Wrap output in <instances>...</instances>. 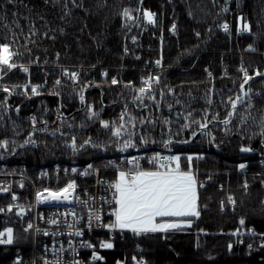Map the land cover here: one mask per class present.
Masks as SVG:
<instances>
[{
  "label": "trees",
  "instance_id": "trees-1",
  "mask_svg": "<svg viewBox=\"0 0 264 264\" xmlns=\"http://www.w3.org/2000/svg\"><path fill=\"white\" fill-rule=\"evenodd\" d=\"M125 9L137 23L129 24ZM146 11L155 13L154 26ZM0 17V44H9L18 53L13 62L29 69L0 72V141L9 142L0 148L1 161L31 174L83 166L100 157L99 150L80 147L88 139L104 141L112 156L124 141L139 145L147 138L152 150L180 155L182 168L188 165L185 157H203L191 165L204 185L198 188L201 215L192 218V226L139 240L117 237L102 264H132L135 256L146 264H264V246L257 237L264 235V139L253 123L264 118V75L256 76L264 73V0H0ZM241 17L251 32L240 30ZM160 59L155 99L136 100L146 70ZM241 68L254 77L244 86V91L251 89L250 98L238 105L226 130L220 121L231 111L227 99L243 94ZM113 78L119 83L112 85ZM33 86H39V95L32 94ZM90 104L97 117L91 116ZM119 113L125 120L116 137L100 123ZM188 113L192 115L185 119ZM62 115L63 122L52 119ZM205 116L207 128L192 123H203ZM184 124L191 127L184 129ZM29 137L35 144H25ZM169 138L173 143L166 148L162 142ZM183 140L190 142L179 143ZM242 147L253 151L241 152ZM241 163H247L245 171L239 169ZM14 192L19 204L28 206L29 186ZM229 196L236 207L229 206ZM11 200L10 194L0 196V208L13 205ZM25 218L15 208L0 212V231L12 228L15 238L11 245H0V264H13L16 255L28 253ZM136 243L142 245L141 253Z\"/></svg>",
  "mask_w": 264,
  "mask_h": 264
},
{
  "label": "snow or ice",
  "instance_id": "snow-or-ice-1",
  "mask_svg": "<svg viewBox=\"0 0 264 264\" xmlns=\"http://www.w3.org/2000/svg\"><path fill=\"white\" fill-rule=\"evenodd\" d=\"M12 0H9L11 3ZM55 3H59V0H54ZM75 2V0H73ZM227 11V9H224ZM123 15L125 17L131 18V13L128 9L124 10ZM150 24H155V13L150 11H146L144 13ZM2 19V17H0ZM241 25L240 30L242 32H251V25L244 21V18L241 17ZM224 32H229L230 28L227 23L221 25ZM176 26H172V31L175 32ZM199 36V33H196ZM251 51H255L256 49L251 48ZM18 55L17 52L12 51L11 46L7 43L0 44V72L7 73L17 67H21L22 70L27 73L29 69L23 65H17L13 62L14 56ZM158 66L161 65V61L157 60L155 62ZM240 71L243 73V83L240 85L242 90V95H237L235 99L231 96L227 99V104L230 105L231 111L227 112V118L220 121L223 125L227 126L232 124V118L237 115V107L239 104L244 102L245 98H250L251 89L244 91V86L248 84L250 80L254 77L250 76L246 69L241 68ZM65 74H68L67 72ZM77 73H71V78L76 79ZM104 76H107V72L103 73ZM211 75V73H209ZM264 75L259 71L256 72V76ZM155 82L157 84L160 83V78L158 76L148 77L143 81L144 87L139 88L137 91L139 95L136 96V100H143L145 95H148L151 92L152 83ZM57 84L60 83L59 80L56 81ZM119 81L115 78L111 80L112 85H116ZM27 87V86H25ZM126 87H131V85H126ZM39 86H33L31 88V92L34 95H39L38 91ZM3 90L5 92H9L7 87H4ZM149 99L154 100L155 96L148 95ZM81 102H84L85 97L83 92L80 95ZM211 103V101H209ZM18 111V110H17ZM92 117H97L98 113L89 108ZM191 113H188V116L185 119L191 117ZM32 123L35 124V117H32ZM123 119V115L121 116ZM165 124H169L170 121L164 120ZM243 123L247 124V119L242 120ZM192 123H195L199 126L200 129H205L208 127L207 117L205 116V120L202 123L199 120H193ZM256 126L259 128V135L262 139H264V118L260 121H253ZM102 126L105 129L110 128L109 121H102ZM124 127L123 124L120 127H117L113 132V135L116 137L121 136V129ZM191 124H184L182 128L187 129L190 128ZM47 129H45L46 131ZM36 129L34 128V132ZM62 134V133H61ZM178 134V133H177ZM197 133L193 131L192 135L195 136ZM207 135V133H202ZM55 135V133H53ZM129 135H132L129 133ZM143 144L147 145L150 141L145 138L143 139ZM155 143V141H151ZM188 140L179 141V143H189ZM8 141L3 140L0 141V148H7ZM32 143L35 144V141L29 137L28 140L25 141V144ZM164 143V147H168V145L173 143V140L169 138ZM85 145H90L93 148L102 147L101 145H97L91 142L90 139L85 140L80 147L83 148ZM73 150H76V139L72 138V143L70 145ZM23 147V145H22ZM136 147L135 143L131 140L124 141L123 145L120 148V151H126L128 148ZM241 152H251L253 151L250 147H242L240 149ZM203 159L202 156L193 157L191 155L185 157L188 161V165L186 168H182L181 165V156L180 155H172V156H162L160 153H156L152 155L149 159V162L153 164L154 168L151 170H146L140 166L139 158L133 157L128 161L129 164L133 165V168L128 169L127 171H119L118 178L108 185L110 189H113L112 198L105 199V202L108 205H114L112 207L109 216L112 217L110 222L105 223L103 221V216L99 210L95 213L89 210L86 224L85 226L91 230L93 228V221H95L96 227H102L109 230V232L120 231L131 232L135 236L154 234V233H169L175 231H182L186 228H190L192 226V218H199L201 215L200 205H199V194L198 188H202L203 183L198 182L196 174L192 170V161L193 159ZM113 167H116L114 163H112ZM247 167L246 164L241 163L239 165V169L243 171ZM91 170V171H90ZM73 172H76L77 169H72ZM93 165L89 164L86 169H84L80 174L83 176H89L92 174ZM20 187H23V183L20 184ZM244 188L248 187V184L245 183L243 185ZM77 188V184L75 181H71L66 184L65 187L59 189L58 191H53L51 189L45 188L43 191L37 192L36 199L38 202H67L72 203L75 200L76 203L87 205V200H80L78 197H75V190ZM0 191L7 192L9 188H0ZM18 197L13 194L12 200H17ZM229 202L235 204V200L229 196ZM223 204V202H222ZM19 208L17 215H24L25 209L19 205H9L7 209L0 208V212L8 211L12 212L13 208ZM62 215L67 216L68 213H63ZM71 215L74 219H76V213L73 211ZM83 219V217H80ZM49 223L53 225H58V220H50ZM245 221L243 219L240 220V224L243 225ZM33 227L32 224H28V229ZM74 224H68V228H74ZM45 235H49V233L45 232ZM58 233H52V235H57ZM240 234L239 232L234 233V235ZM253 235L256 233L253 232ZM69 236L75 235L77 237L83 236V230H76L74 232H69ZM15 242L13 229L6 228L4 231H0V245H11ZM81 247L83 248H95L96 246L90 242H82ZM99 247L102 249H112L114 247V243L111 240H103L99 242ZM229 249L232 248L230 244ZM251 247V245H249ZM60 251H64L63 247H61ZM73 254H77V249L72 248ZM104 259L103 256L99 255L96 252L92 254L93 261H102ZM44 264H53L52 261H45ZM55 264H61L59 259L55 262ZM72 264H82L80 260H74ZM137 264H145L144 261H138Z\"/></svg>",
  "mask_w": 264,
  "mask_h": 264
},
{
  "label": "built area",
  "instance_id": "built-area-1",
  "mask_svg": "<svg viewBox=\"0 0 264 264\" xmlns=\"http://www.w3.org/2000/svg\"><path fill=\"white\" fill-rule=\"evenodd\" d=\"M135 19H132V24ZM152 26V25H151ZM159 66L156 64L152 69L147 71V75L145 79L152 76H158ZM144 79V80H145ZM157 83L153 82L151 87V92L148 95L154 94V89ZM130 85H133V82H130ZM143 85L142 87H144ZM145 95L143 98L148 97ZM91 109L94 110L93 106ZM120 114L119 117L102 120L109 121L110 128L115 129L117 127L118 122L121 120ZM63 116V115H62ZM124 118V115H123ZM102 121L100 123V127L103 130H106L102 126ZM63 122V121H62ZM92 143L95 144L93 140ZM85 147H91L90 145H85ZM93 149V147H91ZM100 150L101 156L106 155L105 148H98ZM133 157L139 158V163L142 168L147 166H152L153 164L149 162L146 154H143L139 150L128 148L126 151H120L118 155L112 157L110 159H106L103 164H98L95 162H88L83 167L73 166V167H55L53 170H42L39 171L36 175V182H30L29 176L26 172H14L13 175H19L21 183L23 185H28L29 188L35 191V197L32 198L30 210L25 212L21 217L30 216L32 220L30 224L33 225L31 229V249L29 253H27L26 257L23 254H19L15 258L14 264H44L45 261H52L53 264L59 259L61 264H72L74 260H80L82 264H98L99 261H89L92 259L93 252H96L100 255L101 251L104 249L99 247V242L103 240H111L115 238L116 234L123 235L125 232L114 231L109 232L106 228L96 227L95 221H93V228L89 230L85 224L87 220V216L89 210L95 213L99 210L103 216V221L105 223L110 222L112 217H106L112 210L114 205H108L105 202V199L112 198L113 189H110L108 185L113 183V180H110L106 175L110 170H123L127 171L130 168H133L132 164H129L128 161ZM146 158V161H144ZM112 163L117 165L116 167L112 166ZM91 164L93 165L92 174L89 176H83L80 173L87 168V166ZM10 164L5 161H0V171L4 172L9 168ZM72 168L77 169L76 172L72 171ZM91 171V170H90ZM75 181L77 184V188L75 190V197H78L80 200H87L88 204L83 205L76 203L73 200L72 203L67 202H38L36 199L37 192L43 191L45 188L51 189L53 191H58L59 189L66 186L67 183ZM44 182L46 185L41 186L40 184ZM29 183V184H28ZM3 184V183H2ZM31 186V187H30ZM48 186V187H47ZM9 188V187H7ZM106 188L108 191V196L105 195L104 189ZM10 190V189H9ZM8 192V191H7ZM6 192V193H7ZM11 192V191H10ZM15 195V194H14ZM19 197L18 195H16ZM34 199V201H33ZM15 200L14 202H17ZM76 213V219L73 218L71 212ZM63 213H68L67 216L62 215ZM83 217V219H80ZM58 220V225H53L49 223L50 220ZM68 224H74L75 227L70 229L68 228ZM83 230L84 235L77 237L75 235L69 236L68 233L74 232L76 230ZM47 232L49 235H45ZM97 232V233H95ZM52 233H58L57 235H52ZM98 235V236H97ZM82 242H90L95 245V248H83L81 247ZM61 247H63L64 251H60ZM72 248L77 249V254H73ZM132 264H137L138 258L135 256L132 258Z\"/></svg>",
  "mask_w": 264,
  "mask_h": 264
},
{
  "label": "rangeland",
  "instance_id": "rangeland-1",
  "mask_svg": "<svg viewBox=\"0 0 264 264\" xmlns=\"http://www.w3.org/2000/svg\"><path fill=\"white\" fill-rule=\"evenodd\" d=\"M132 19L133 18H131V19H129V24H132ZM133 23H137V20H135ZM150 24V23H149ZM156 24V23H155ZM155 24H150V25H152V26H154ZM176 32V31H175ZM175 32H173L174 34H175ZM0 81H1V79H0ZM144 81V80H143ZM142 84H143V82H142ZM144 85V84H143ZM137 95H139V93L137 92ZM144 99V98H143ZM138 101H140V100H138ZM120 114H123L124 115V113H119V115H117V116H115V117H113V118H116V117H119L120 116ZM125 120V117L123 118V119H121L119 122H118V124H117V127H119L120 125H121V123L123 122ZM64 124V123H63ZM117 127H114L115 129L117 128ZM115 129L113 130V129H106L107 130V133L109 134V135H112L113 136V132L115 131ZM141 148H142V151H144L145 153H146V156H147V158H150L152 155H154V154H156V153H160L162 156H165V154L164 153H162V152H160V151H155L154 152V150H150V149H146V148H143L142 146H141ZM146 150H149V151H147L146 152ZM9 164V163H8ZM87 164V163H86ZM85 164V165H86ZM243 164H246L247 165V163H243ZM85 165H83V166H85ZM83 166H78V167H83ZM262 166H263V169H264V164H262ZM71 167H73V166H71ZM154 168V166L152 165V166H147V167H145L144 169H146V170H151V169H153ZM23 169H24V167H20V166H12V165H10L9 166V168L7 169V170H5L4 172H1L0 171V188H7V187H9V191L6 193V192H4V191H0V196H3V195H7V194H10L11 195V199H12V196H13V194H15V195H17L15 192H14V190H15V188H17V187H19L20 186V184H21V178H20V176L19 175H13L12 176V173H14V172H18V171H23ZM73 169V168H72ZM45 170H48V169H45ZM50 170H53V169H50ZM42 171V170H41ZM195 173V172H194ZM263 173H264V170H263ZM264 175V174H263ZM117 176V173H113L112 174V180H116L117 178H118V176ZM36 176L34 175V174H31L30 173V175H29V181L30 182H33V183H35L36 182ZM3 183V184H2ZM29 184V183H28ZM41 186H44V185H46V183H44V182H42L41 184H40ZM31 187V186H30ZM48 187V186H47ZM11 191V192H10ZM35 197V191L33 190V192H32V190H31V199H30V201H28V206H26V207H24L25 205H23V204H19V197H18V201L17 202H14L13 200H11L12 201V203H13V205H19V206H22L24 209H25V212H28L29 210H30V208H31V206L33 205V202L31 203V201H32V198H34ZM33 201H34V199H33ZM15 209H16V213L19 211V208H16V207H14ZM20 217H21V215H19ZM25 219H27V226H26V231L28 232V234H29V236H30V241H31V231L28 229V224H30V221L32 220V217H30V216H26V218ZM177 231H175V232H169V233H154V234H162V235H168V234H173V233H176ZM257 237L259 238V240H258V242H259V245L262 247V246H264V235H257ZM136 247L138 246L137 244L135 245ZM139 247H141V246H138L137 248H139ZM138 250V249H137ZM27 255V254H26ZM26 255H25V257H26ZM14 262H15V257H14V259H13V264H14Z\"/></svg>",
  "mask_w": 264,
  "mask_h": 264
},
{
  "label": "bare ground",
  "instance_id": "bare-ground-1",
  "mask_svg": "<svg viewBox=\"0 0 264 264\" xmlns=\"http://www.w3.org/2000/svg\"><path fill=\"white\" fill-rule=\"evenodd\" d=\"M238 35H240L241 34V31H238V33H237ZM160 61H161V65H159V71L161 70V69H163V63H162V59H160ZM156 65V63H154L153 64V66H151V69L154 67ZM148 70H150V69H147L146 71H148ZM106 71H104V73H105ZM104 76V75H103ZM90 107H91V104H90ZM89 107V108H90ZM52 119H54V120H57V122H62V121H65L66 120V118H65V116L63 115V116H55L54 118H52ZM50 122H51V120H49ZM53 121V120H52ZM48 122V121H47ZM47 134H50V135H53V133H52V130H50V129H47L46 131H45ZM55 135H56V133H55ZM54 136V135H53ZM90 140H93L94 142H95V144H97V145H101L102 147H97V148H93V149H97L98 150V148H100V149H102V148H105L106 149V155L105 156H101V153H100V157H99V160H93V161H91V162H95V163H98V164H103L104 163V161L106 160V159H110V158H112V157H115L116 155H118V153L120 152V149L119 150H117L116 151V153H114V155H112V156H109V150H108V147H107V145H106V143L103 141V142H97L96 140H94V139H90ZM141 146L143 147V148H146V149H150V150H152L151 149V147L149 146V145H144L143 144V142H141L139 145L137 144L136 145V147H134V148H131V149H135V150H139L140 152H142L143 154H146L144 151H142V148H141ZM83 148H91V147H83ZM71 149L73 150V148L71 147ZM92 149V148H91ZM100 151V150H99ZM147 151H149V150H146V152ZM155 152V151H154ZM160 152H162V151H160ZM111 154H113V153H111ZM165 154V156H172V155H175V154H172V153H164ZM1 161V160H0ZM144 161H146V158H144ZM262 164H264V161L262 162ZM247 168V167H246ZM246 168L243 170V171H245L246 170ZM119 171H122V170H118V171H116V170H110L109 172H108V178L110 179V180H112V174L113 173H117V176H118V173H119ZM19 173H21V172H26L27 173V175L29 176L30 175V173L28 172V170L27 169H23V171H18ZM38 174V172L36 173V174H34L35 176ZM116 176V177H117ZM114 181V180H113ZM111 183V182H110ZM104 189V193H105V195H109L108 194V191L109 190H107L106 188H103ZM114 191V190H113ZM228 204H229V206L231 207V208H234V207H236V202H235V204H232L231 202H229V200H228ZM106 217H110L109 215L108 216H106ZM95 233H97V232H95ZM131 236V237H133L134 239H141L144 235H141V236H135L133 233H131V232H128V231H126L123 235H120V234H116V236H115V238L113 239V243L115 244V240H116V238L117 237H119V238H121V239H123L125 236ZM98 236V235H97ZM138 246H141V247H139V248H137L138 249V252L139 253H141L142 252V245L141 244H139V243H136ZM114 248V247H113ZM112 248V249H113ZM30 249H31V243H30V247H29V250H28V253H29V251H30ZM109 250H111V249H104L103 251H101V253H100V255L101 256H103L104 255V252H107V251H109ZM18 255H16L15 256V258L17 257ZM104 257V256H103ZM137 258H138V260H142V261H144L145 262V259H141V258H139V256H137ZM89 261H93L92 259H89V260H87V262H89ZM103 262H105V258L102 260V261H99L98 262V264H102ZM130 262L132 263L133 262V260L131 259L130 260ZM25 264H28L27 262L25 263ZM117 264H123V263H117ZM145 264H146V262H145Z\"/></svg>",
  "mask_w": 264,
  "mask_h": 264
}]
</instances>
